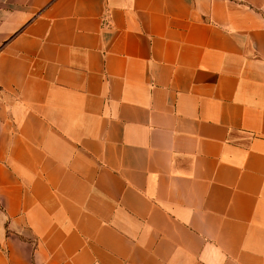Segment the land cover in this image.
Masks as SVG:
<instances>
[{"label":"crops","instance_id":"obj_1","mask_svg":"<svg viewBox=\"0 0 264 264\" xmlns=\"http://www.w3.org/2000/svg\"><path fill=\"white\" fill-rule=\"evenodd\" d=\"M0 264H264V0H0Z\"/></svg>","mask_w":264,"mask_h":264}]
</instances>
